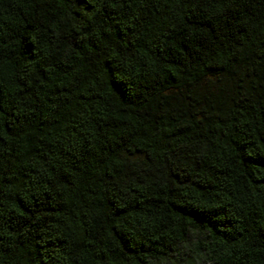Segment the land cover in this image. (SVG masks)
Masks as SVG:
<instances>
[{
	"label": "trees",
	"instance_id": "16d2710c",
	"mask_svg": "<svg viewBox=\"0 0 264 264\" xmlns=\"http://www.w3.org/2000/svg\"><path fill=\"white\" fill-rule=\"evenodd\" d=\"M0 264H264V0H0Z\"/></svg>",
	"mask_w": 264,
	"mask_h": 264
}]
</instances>
